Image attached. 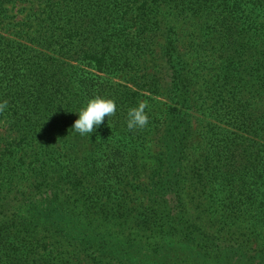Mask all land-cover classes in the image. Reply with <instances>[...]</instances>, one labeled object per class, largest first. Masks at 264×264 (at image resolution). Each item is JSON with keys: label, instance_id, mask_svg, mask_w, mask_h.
I'll list each match as a JSON object with an SVG mask.
<instances>
[{"label": "trees", "instance_id": "1", "mask_svg": "<svg viewBox=\"0 0 264 264\" xmlns=\"http://www.w3.org/2000/svg\"><path fill=\"white\" fill-rule=\"evenodd\" d=\"M5 102L0 264H264V0H0Z\"/></svg>", "mask_w": 264, "mask_h": 264}, {"label": "clouds", "instance_id": "2", "mask_svg": "<svg viewBox=\"0 0 264 264\" xmlns=\"http://www.w3.org/2000/svg\"><path fill=\"white\" fill-rule=\"evenodd\" d=\"M6 107V102L0 104V111ZM146 105L139 103L132 107L127 113V128L128 130L142 129L149 124V115L145 111ZM117 104L114 99L96 96L87 101L86 105L77 111L78 118L75 120L72 129L75 133L81 136L92 135L104 123L106 116L109 119L116 114Z\"/></svg>", "mask_w": 264, "mask_h": 264}, {"label": "rangeland", "instance_id": "3", "mask_svg": "<svg viewBox=\"0 0 264 264\" xmlns=\"http://www.w3.org/2000/svg\"><path fill=\"white\" fill-rule=\"evenodd\" d=\"M164 79L165 80L159 84L158 93L157 92L151 93L149 90L150 86L149 84L147 85V83H144L143 87L140 88V93L145 96L144 98L146 100L145 105L148 107L149 112L153 113L155 116L163 117L164 114H166L168 105H169L168 104L169 94L166 93L168 86H169V82L166 77ZM154 82L158 84L157 79ZM147 96H149V98ZM200 120H201V117L198 115H195V121L198 122L197 125L199 126H201V122H202ZM157 137H158V132L154 131L153 138H155L156 140ZM150 144L149 143L147 144L148 148L146 150L141 151V154H140L141 157L138 159L141 163H146L147 165L146 168L148 170L147 172H149V170L154 168V166L156 165L160 157V147L158 146L157 141H155L154 143H150ZM143 152H146V154L144 153L145 155H143ZM77 261H78V264L88 263L86 259H82V258H79Z\"/></svg>", "mask_w": 264, "mask_h": 264}]
</instances>
